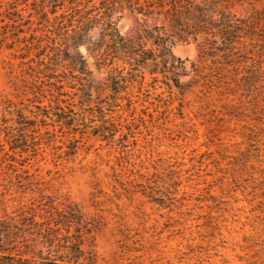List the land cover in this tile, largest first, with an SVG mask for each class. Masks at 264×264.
I'll list each match as a JSON object with an SVG mask.
<instances>
[{
    "label": "rangeland",
    "instance_id": "1",
    "mask_svg": "<svg viewBox=\"0 0 264 264\" xmlns=\"http://www.w3.org/2000/svg\"><path fill=\"white\" fill-rule=\"evenodd\" d=\"M78 1L63 32L40 0H0V248L36 264H264V0L229 8L259 17L254 61L173 39L179 87L144 69L116 89L100 0ZM111 19L132 41L161 24Z\"/></svg>",
    "mask_w": 264,
    "mask_h": 264
},
{
    "label": "trees",
    "instance_id": "2",
    "mask_svg": "<svg viewBox=\"0 0 264 264\" xmlns=\"http://www.w3.org/2000/svg\"><path fill=\"white\" fill-rule=\"evenodd\" d=\"M237 1L239 0H100L99 17H91L100 21V64L108 68L113 88H123L126 81L136 80L138 77L142 81L144 69H147L150 75L160 73L179 87L180 82L176 75L183 72L184 68L183 62L170 52L169 44L173 39L176 42H187L201 36L205 44L213 45V49L220 53L217 56L225 61H235L234 57L239 61H254L249 56H243L250 53L252 49L249 47L255 44V24L258 23L256 20L259 17L251 20L232 14L229 8ZM40 2L41 18L45 22H50L56 30L63 32L71 27L74 14L80 11L81 3L78 0H40ZM60 9L62 12L57 14ZM124 9L145 18L160 20L161 24L153 23L152 28L144 30V34H140L135 41L127 39L117 31L115 21L111 19L113 12ZM91 11L92 9L85 10L84 14L80 15L84 20H76L79 22L77 27L82 29L76 34L83 35L79 42L90 28ZM63 20H66L67 24H64ZM144 41H148L151 46L146 47ZM210 47L208 46V49H211ZM208 49L204 51L210 52ZM79 63L82 65L83 59H80ZM78 70L82 73L84 68L78 66ZM58 215L59 218L54 221L55 225L62 221L63 224L72 222L66 220L70 216L61 213ZM73 221L79 223L78 217ZM68 248L69 254H73L77 259L75 254L80 251L77 244H72ZM5 251L0 248V264H36L22 257L15 258ZM37 264L64 263L54 259Z\"/></svg>",
    "mask_w": 264,
    "mask_h": 264
}]
</instances>
